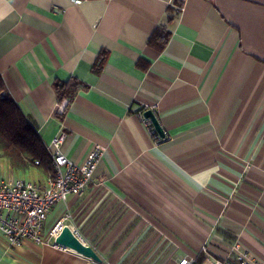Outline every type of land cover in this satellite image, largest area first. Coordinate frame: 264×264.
Instances as JSON below:
<instances>
[{
    "label": "crops",
    "instance_id": "crops-1",
    "mask_svg": "<svg viewBox=\"0 0 264 264\" xmlns=\"http://www.w3.org/2000/svg\"><path fill=\"white\" fill-rule=\"evenodd\" d=\"M181 1L167 23L173 0H0L7 93L50 154L59 135L75 163L101 148L86 188L52 205L43 233L62 220L102 264H201L202 244L224 255L234 241L264 261V0ZM162 25L157 49L148 40ZM70 78L86 87L60 112L54 82ZM7 174L49 177L0 159ZM0 264L97 263L53 239L9 246L0 230Z\"/></svg>",
    "mask_w": 264,
    "mask_h": 264
},
{
    "label": "built area",
    "instance_id": "built-area-1",
    "mask_svg": "<svg viewBox=\"0 0 264 264\" xmlns=\"http://www.w3.org/2000/svg\"><path fill=\"white\" fill-rule=\"evenodd\" d=\"M66 102V99L60 100L57 110L61 112ZM61 139L62 135H59L52 141L56 146L51 154L54 174L47 177L45 182L38 183L13 175L0 178V230L9 246L19 245L25 239L37 243L49 239L54 241L63 222L58 220L48 234H44L43 225L47 213L56 202L64 201L70 194L83 192L93 177L101 155L100 146L94 145L83 161L75 163L59 150ZM201 252V264H264L263 260L251 255L235 241L228 246L224 255L212 254L206 243L201 245ZM194 262V259L185 258L179 261L180 264Z\"/></svg>",
    "mask_w": 264,
    "mask_h": 264
},
{
    "label": "trees",
    "instance_id": "trees-1",
    "mask_svg": "<svg viewBox=\"0 0 264 264\" xmlns=\"http://www.w3.org/2000/svg\"><path fill=\"white\" fill-rule=\"evenodd\" d=\"M182 5L181 0H173L167 6L166 22L170 23ZM170 35L165 25L156 27L149 37L151 46L161 49ZM106 57L101 50L92 65L94 72H99ZM55 91L59 100H70L78 88L86 85L74 78L67 81H55ZM0 159H6L15 172L25 173L30 168H36L53 176L51 154L41 139L31 118L24 114L17 103L5 90V84L0 75ZM38 163H35V161Z\"/></svg>",
    "mask_w": 264,
    "mask_h": 264
},
{
    "label": "water",
    "instance_id": "water-1",
    "mask_svg": "<svg viewBox=\"0 0 264 264\" xmlns=\"http://www.w3.org/2000/svg\"><path fill=\"white\" fill-rule=\"evenodd\" d=\"M143 115L149 118L157 133L163 136L164 131L153 111L151 109H145ZM54 242L92 259L97 264H102V259L96 251L89 244L85 243L67 224L61 226L58 233L54 236Z\"/></svg>",
    "mask_w": 264,
    "mask_h": 264
},
{
    "label": "rangeland",
    "instance_id": "rangeland-1",
    "mask_svg": "<svg viewBox=\"0 0 264 264\" xmlns=\"http://www.w3.org/2000/svg\"><path fill=\"white\" fill-rule=\"evenodd\" d=\"M13 174H14V173H13ZM7 175H8V174H7ZM7 175H6V176H7ZM2 176H5V175H2Z\"/></svg>",
    "mask_w": 264,
    "mask_h": 264
}]
</instances>
